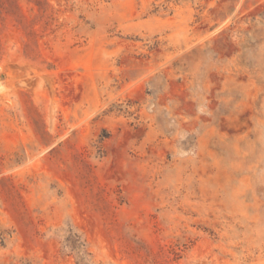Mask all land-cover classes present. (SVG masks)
Segmentation results:
<instances>
[{
    "label": "rangeland",
    "instance_id": "rangeland-1",
    "mask_svg": "<svg viewBox=\"0 0 264 264\" xmlns=\"http://www.w3.org/2000/svg\"><path fill=\"white\" fill-rule=\"evenodd\" d=\"M0 264H264V0H0Z\"/></svg>",
    "mask_w": 264,
    "mask_h": 264
}]
</instances>
